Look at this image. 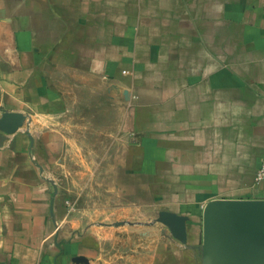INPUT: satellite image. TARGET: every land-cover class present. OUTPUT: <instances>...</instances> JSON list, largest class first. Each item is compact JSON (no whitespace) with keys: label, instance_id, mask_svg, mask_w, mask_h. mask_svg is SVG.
Masks as SVG:
<instances>
[{"label":"crops","instance_id":"0c3cea01","mask_svg":"<svg viewBox=\"0 0 264 264\" xmlns=\"http://www.w3.org/2000/svg\"><path fill=\"white\" fill-rule=\"evenodd\" d=\"M3 113L0 264H264V0H0Z\"/></svg>","mask_w":264,"mask_h":264},{"label":"water","instance_id":"95a60500","mask_svg":"<svg viewBox=\"0 0 264 264\" xmlns=\"http://www.w3.org/2000/svg\"><path fill=\"white\" fill-rule=\"evenodd\" d=\"M24 117L18 113H3L0 117V130L5 133H13L19 129ZM157 221L170 229L172 236L181 243L186 242L185 221L186 218L177 214L160 211Z\"/></svg>","mask_w":264,"mask_h":264},{"label":"rangeland","instance_id":"374dc122","mask_svg":"<svg viewBox=\"0 0 264 264\" xmlns=\"http://www.w3.org/2000/svg\"><path fill=\"white\" fill-rule=\"evenodd\" d=\"M143 214L145 217L146 215L150 214V211L149 210H143ZM152 215H153V217H152L153 222H155L156 219L154 218V214H152ZM159 236H160V232H159ZM147 246H148V242H147V244L144 242L143 249L147 250ZM110 256L112 258L109 259V261L107 260V262H106V253H104L103 257L98 260L97 264H134V262H135L134 258L130 259L128 255H121V256L120 255H118V256L110 255ZM144 258H145V256H144ZM107 259H108V257H107ZM143 263L146 264L145 262H143Z\"/></svg>","mask_w":264,"mask_h":264},{"label":"built area","instance_id":"2783aa9c","mask_svg":"<svg viewBox=\"0 0 264 264\" xmlns=\"http://www.w3.org/2000/svg\"><path fill=\"white\" fill-rule=\"evenodd\" d=\"M264 181V157L262 158L261 164L255 174L254 182L258 184L259 182Z\"/></svg>","mask_w":264,"mask_h":264}]
</instances>
